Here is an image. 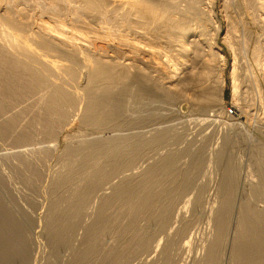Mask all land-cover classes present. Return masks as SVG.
I'll return each mask as SVG.
<instances>
[{"label": "rangeland", "instance_id": "1", "mask_svg": "<svg viewBox=\"0 0 264 264\" xmlns=\"http://www.w3.org/2000/svg\"><path fill=\"white\" fill-rule=\"evenodd\" d=\"M0 1H1L0 4L4 3L3 0ZM13 1L15 3L17 2L15 0ZM30 1L31 0H29V2L28 0L27 2L26 0L24 1L18 0L19 2L18 5L17 3L16 4L12 2L11 3L13 4V6L16 5V7L17 6L19 7L20 5L21 8L24 9L22 10L19 7L21 13L18 17L17 16L16 17L19 18L20 21L22 17L23 18L25 17L26 20L25 18L24 19L22 18L23 21L21 22L25 21L24 23H29L28 26L32 27V29L33 28L36 29L37 27L36 25L39 26L42 24L43 21L41 20H44L45 23L43 22V24H47V25L55 24L56 22H54L53 19L54 18L53 16L55 14L52 13H57L61 9L62 5L63 6L61 9V18L63 20L65 18L64 21H66L68 18L69 19L68 21L71 22L73 20L72 18L74 17L73 11L72 13H70L72 9L71 6H73V4L74 6H77L76 4L79 5L80 0L79 1L75 0L76 4L73 3L74 0L72 1V3L71 0H69L70 1L69 4H68V0L66 1L55 0V2L54 0L51 1L32 0L31 4L34 5L33 7L34 9L31 8L32 5H30ZM20 2L24 4H21ZM48 2L50 4H48ZM5 3H7L6 0ZM46 3L49 6L53 5L54 7L46 6L45 8L44 6L47 5ZM43 4L44 6H42ZM67 4L69 5V7L67 6ZM202 4L203 7L212 8L214 18L217 22V25H219V31L216 37V42L218 43L219 45L218 47L220 48V50L224 53L225 59L224 58L222 59L218 55L217 48H214V46L213 48H209L210 46L209 44L211 43L212 40L209 34L207 36L211 40L209 38L205 40L206 42L208 40L209 43L207 42V44H204V49L206 53L203 52L202 53L203 56L201 55L200 59L201 61L204 62V59H206V57L207 58L209 57L208 60L211 59L213 62L217 63L216 65H219L218 62L221 63L219 66L223 67V74L225 78L224 90H223L224 98L222 99V101L217 98V100L219 101L217 100L214 101L212 108L208 110H204L202 109L201 105L195 104L198 102L199 95L203 89L201 88L202 87L201 84L200 86L197 85L195 89H192L190 91V92L193 91L192 92L193 94H195V92L198 93V95L195 94L196 96L193 95L194 99L190 102L186 101L185 99L183 100L184 103L182 104L178 103V105L176 104L175 106L173 105L172 107L168 108L167 102H163L162 100L161 102H159L160 105H156L155 102H152L151 104L150 101L144 99L143 101L145 102L137 101L133 110L124 113L125 115L123 114L121 119L123 121L126 120V122H124L121 125H123V127L126 126L124 128H127L128 126V128L125 130L121 126L120 127L121 133H126V132L128 133V131L130 130L129 132H133V133L140 132L141 134L140 136H143L144 138H148L147 136L150 137L152 133L165 130L163 132L164 134L162 138L159 140L158 143L149 146L147 145L143 148L142 153L139 155L140 158L138 157L136 161V168L125 172V174L128 172L127 174L129 176L133 175L132 178H135V180H132L133 182L129 181L130 183L129 182L126 183L128 188L131 187L130 189L132 188L135 189L134 188L135 186L138 187L136 188L137 191H139L140 189H141L140 192L143 189H144L143 191H145V189L147 190L149 188L148 185L146 184H144V186L143 184L140 185L139 179L142 170L145 167H147L149 164L155 163L157 160H159V158L161 159L171 155L174 157L178 156L174 164L171 166L174 168L170 167V169L172 170L169 169V173H172V175L174 176V178L177 179V181L174 178L172 179V177L170 176L164 175L165 177L164 176L162 177L161 175H159L156 176V178L154 177V180L151 179L148 182L149 185L152 182L155 183L154 185H150L151 186L150 188L151 189L154 188L152 189L153 191L155 190L154 191L155 193L150 197L160 199V201L157 202V205L155 207L156 209L153 208L152 206V208L150 207L149 209L146 208L143 211L139 212L138 215L133 216L132 212L130 211L129 204L126 203L127 200L123 197H120L121 199L114 197L115 198L114 201H112V203H109L108 204L109 206L105 207L106 209L104 208L106 210L105 213L101 215L100 218H98L97 214L99 213L98 210L100 211L101 207L99 206L102 205V202L98 198H97L98 200L95 199L94 197L95 195H93L92 200L90 202L91 206L88 205L89 204L88 202L86 204L87 206L85 205L86 207L80 209L79 212L77 213L72 212L69 209L70 205H72V202L74 201L73 198L71 197L73 192L72 190H75V188L78 187L76 185V182L78 181L75 180H78L79 175L84 174L82 172V166H84L85 164H83V162L81 161L82 159L80 158V160L78 159L73 164L71 163V165H69L70 167H65L64 170H62L63 164L61 165V162L64 163L70 160L71 158L70 153L72 151V147L75 144H78L84 138H86L87 135L88 138L90 137L92 138L94 135H95L94 137L100 136V134L102 135L105 132L96 128L94 129V127L92 128V126L85 127V125L82 124L81 121L79 120L80 118H78V116L80 117V114L75 115V117L72 118H71L72 115H70V117L69 116L63 117L61 120L59 119L60 121H57L55 123V126L54 123L51 124L52 127L50 128L42 127L43 123L41 125V122H39L40 120H38V118L40 117L39 114H42L41 113L42 109H44L43 108L44 102L43 101H42L43 103L37 102L39 97L36 96L39 95L37 94V92L40 94L42 93L39 91H32L31 92L32 94L28 95L29 97L26 95L28 98L25 96L26 98L24 99L26 100L28 106L26 105V103L22 102V101L25 102L23 97H21V99L20 97L18 98L19 99L18 103H17L18 99H16L15 103H12V105L14 106L16 105V107L19 109V110L13 109V111L15 112V113L13 112V114H19V115L24 114L25 118H23L24 117L23 115V117L21 116L23 119H20V117L17 115L18 117L16 118V122L14 124L15 126L12 129L14 132L11 129H10L11 132L9 130L4 132L6 134L0 132V187H1L0 201H2V203L0 202V208L3 206V204H5L3 207L6 206V208L3 209L1 208L2 210L0 209V213H1L0 221L2 222V224H0V231L3 233L5 232V237L4 234L3 233L1 234L0 232L1 236H3V238L0 237V240L2 238L1 242L5 241L4 242L5 244L0 242L1 264L3 263L4 264H80V263L81 264H118V262L119 264H144V263L146 264V262L147 264H153V262L154 264H171V263L195 264V262H193L194 260L193 257L196 254H198L200 257L203 256V254L206 251L205 248L206 244L209 243L210 239L217 232L216 225L213 221L215 218L216 209L221 207V205L226 204V203L221 204V199L224 198V196H226V194H223V192L225 193L228 192V195L229 194L232 195V196L230 195V197H232L231 198L232 202H230L229 204L232 206L230 208L231 209L230 213L228 212L229 219L226 224L227 227L226 230L229 231L228 233L229 238L227 237V240L222 243V245L224 244L222 246L223 254H221L222 256L220 257L219 264H237L236 262L230 259V253H231L230 251L232 247V237L234 235L233 232L235 228V222L239 212L238 208H240V206L242 207L243 205L241 204H243L245 201H247V203L245 202L244 206L247 207L249 206L253 208L256 207V205L257 207H262V206L264 207V61H263L264 60L263 58L264 26L259 23L257 24L255 20L247 14L246 10L242 8L244 4L243 0H202ZM24 5L27 7L28 11L26 10V7ZM39 5H41L40 7L42 8H40ZM65 7H68V9L66 8V11L64 12ZM53 8L55 11H53ZM35 9L38 10H36L35 12ZM56 9L58 11H56ZM44 10H46L45 12L48 13L47 15L46 13H43ZM68 10H70V12ZM47 11H50L51 13ZM28 12L30 13L28 14ZM39 12L40 13L42 12L43 16L42 13L41 15H39ZM28 15H32V16L28 17ZM37 16L39 17L41 16L42 19L41 17L40 19L39 17L37 18ZM66 16L68 17L66 18ZM30 19L32 20L35 19V20L32 21ZM51 20L54 23H51ZM35 21L36 23L39 24H36ZM47 21L49 22L46 23ZM68 21H66V24L68 23L67 25H69L70 23ZM72 23L73 22H71L70 24L73 26ZM67 25L65 26V28H67ZM71 25H69L70 27L68 26L67 28L68 31L69 30L72 31L73 27ZM16 33L18 34L17 31ZM78 40L82 41L81 39ZM256 46L257 47L259 46V48L262 47L261 52L262 51L263 52L259 56L260 60L258 59L257 54H255L254 56L253 51L256 49ZM235 51L237 52V55H234ZM238 51L240 52L239 53L240 55H238ZM215 52L217 54H215ZM207 53H209L210 55ZM204 55H206V57H204ZM234 56L238 57L239 59L238 58L235 59ZM0 62L2 63V61ZM203 62L200 61L198 62L199 66L198 65L196 66L198 68L200 67L199 69L197 68L198 72L201 71V68L206 69V70L202 69V71L204 70L209 71L202 64ZM259 62L262 63L260 64ZM234 63L237 64L235 65ZM0 66L2 68L3 64H1ZM234 66H236L237 68ZM217 70L218 69H215L212 70V72H210L212 73L211 74L212 84L216 86H218V83L216 82V80L218 79L217 77L218 74L216 73L219 72ZM202 71L200 73L203 76ZM214 72L217 76L213 75ZM233 77H236L238 79L236 78L234 79ZM7 91H8L7 89L4 91L3 89L2 91L0 90V96H1L0 99H2L3 97V99L4 100L7 99L8 102V96L4 98L7 94ZM4 92H5V96L2 95L4 94ZM33 93L35 94L34 96ZM31 95L33 96V98H30ZM29 98L33 100L36 99L35 103L36 102L38 103V104L36 103V106L38 105L37 106L38 108L35 107V103H33L34 101L32 102V100H29ZM21 103L26 106L21 107L22 106ZM31 103L32 106L34 105L33 107H31ZM39 104L42 109L39 108ZM14 106L12 108H16ZM24 107L26 110L24 109L22 111L20 108L23 109ZM17 111L20 112L18 113ZM37 112L40 113L38 114ZM37 114L39 116H37ZM10 115H12V113ZM69 118L71 119V121L69 120ZM18 120L20 122L22 121L21 123L23 125L21 123H18L19 122ZM0 123L2 124V120H0ZM16 124H19L21 127ZM122 128L124 132L122 131ZM36 129L38 130V132ZM113 129L115 130V132L117 130L120 131V129H117V127H115V128H111L112 132H114ZM24 134L29 135L27 144L25 142L23 143L17 140L18 137H20V135L22 136ZM218 150L222 152L221 153L222 159L217 160V157L214 156L215 153L212 154L211 152H216ZM23 151L24 153L22 155H24V159L21 156H19L20 157L19 158L14 155V153H18L20 155L21 154L20 152ZM210 155L213 157L212 161L210 160L211 157ZM196 158L197 160L201 159V163L199 164L198 168H196V166H194V163L191 162L194 161V159ZM41 159L43 160L42 162H44L45 164L40 161ZM177 161L178 163H176ZM36 162L38 164L40 163L42 164V165L40 164L39 167L41 170L35 168ZM227 166L230 167V171L233 174V177L231 181L226 182L228 184L225 183L226 185H224L223 183L225 181V177L223 176V173ZM59 168H61V171L63 172L65 171L64 174L69 173L70 169L72 171L73 169H76L78 171V174L76 176L77 178L74 177L73 175L72 176L73 181L71 180V182L68 183H62V182L58 183L55 180L54 172H56V170H59ZM65 169H67L68 171H66ZM28 170H30L31 172ZM176 171H178V173ZM175 173L178 174V178ZM116 180L118 181L119 179ZM140 186H142L143 188ZM224 187H226L228 190L225 189L224 191ZM101 191L102 190H100V193ZM103 191L112 194L114 192V188H112L111 184L109 185L106 184L105 188H103ZM190 197L191 198L193 197L192 199H195L196 203L192 201L191 203L188 204L186 200H188L187 198ZM162 200L163 201L165 200L164 202L166 204L167 203L174 204L173 205L174 208H172L174 209V211L168 224V226H170V229H168L169 228L168 226L167 227L160 226L158 224V221L156 220L157 219L156 212ZM185 207L186 208L189 207V208L186 209ZM177 210L181 212V213L179 212L180 217L176 216ZM174 213L176 214L174 215ZM7 214L11 216L5 217L6 220H3L4 215ZM70 216L74 219H72L73 220L72 226L68 229L64 221L66 220V218L70 219ZM75 216H77V218ZM12 217H14V219ZM15 217L16 218L18 217L19 220L15 219ZM174 217L175 218L179 217L180 219L177 218V220H175ZM209 217L212 220H210ZM62 218L64 219V221ZM12 219L14 220V222L16 220L18 222L16 221L14 223ZM8 220L11 223L7 222ZM3 221H6V223ZM22 221L24 224L22 223ZM52 221L57 223L64 222L61 228L65 226L66 227L65 229L63 227V233L66 232L67 234L64 233L63 235L64 238L70 237L71 239L68 238L69 239L68 241L70 242H68L66 238L65 239L61 238L60 240L58 238L55 239L53 237H52L53 239L50 238L51 235L48 231L50 230V223H52ZM91 222L95 224L98 223V226L100 225L101 227L100 228L101 231L99 232H98L99 229L97 230V232L95 229L96 238L93 237L92 240L91 238L88 239L86 237L87 228L85 226L91 224ZM185 222H187V226L189 228L187 227L186 232L182 233V237L180 234H175L176 229H179L182 223ZM17 224L18 226H16ZM1 226H3V228H1ZM19 227L21 228V230ZM171 227H173L172 228L173 230L171 229ZM2 229H4L5 231ZM13 229L14 231L12 232ZM9 230H11V232H9ZM140 231L143 234L142 233L139 234L138 232ZM163 231L167 233H164ZM168 231L169 232L172 231V234L169 237L168 235H166L168 234ZM143 235H146L147 237L149 236L150 239L152 238L150 242L151 243L153 242L152 243L153 246L151 248L141 250V247H138L139 246L138 243L140 241L139 239ZM185 235L187 237H185ZM190 235L193 236L192 243H190V246L186 247L187 250L180 249V245L183 246L184 245L183 242H185L188 239V236L190 237ZM84 237L87 239H85ZM5 238L8 241H6ZM158 239H161V242L163 241L165 243L168 239L169 242L172 239L173 241L171 242L173 243L170 242L169 246H172L175 243L174 241L177 242L178 240L179 243L178 242L175 243V245L172 247L168 246L169 248L167 251V255H170L169 259H167L166 254L162 255L163 254L162 247L164 243H162V245L158 247V250L155 248V244ZM89 240H91L92 243ZM93 240H96L95 245L93 243L94 242ZM63 241H67L68 243ZM87 242L89 247L92 245L93 247L91 249L92 251L91 250H90L91 252L86 251L87 252L86 254L84 250L88 248ZM54 244H58V246L57 245L54 246ZM19 245H21V247H19ZM24 245H26L25 246L26 250L24 249ZM95 246H97V248ZM9 248L10 251L8 253ZM4 249L6 250L4 251ZM169 249H172L171 252ZM11 250H13L15 253L12 252ZM173 250H174V254L177 253L176 255L172 253ZM182 250H184V252ZM79 252L81 253L80 255H83V257L78 255ZM111 252L112 253L114 252L113 253L114 256ZM4 254L6 255V257ZM107 255L109 256L107 257ZM111 257L113 258L111 259L112 261L110 260ZM148 257L149 259L147 260ZM164 257L165 259H167L166 263L165 260L163 259ZM162 259L164 261H162ZM84 260L86 261L84 262Z\"/></svg>", "mask_w": 264, "mask_h": 264}, {"label": "bare ground", "instance_id": "2", "mask_svg": "<svg viewBox=\"0 0 264 264\" xmlns=\"http://www.w3.org/2000/svg\"><path fill=\"white\" fill-rule=\"evenodd\" d=\"M3 1L5 3V0ZM6 1L7 3L5 4L3 3L4 5L0 4V47H1L0 48L1 50L0 51V61H2V63L1 62L0 63L3 64L2 68L0 66V88H1L0 90L1 91L2 89L3 91L6 89L8 90L7 91L8 95L6 94L5 96V92L4 94H2L5 96L4 98L8 96V102H7V99L4 100L3 97H2L3 100L0 99V120H2V124L0 123L1 124L0 132L3 134H6L4 132H6L7 130L10 131V129L12 130L15 126L14 124L18 116L20 117V119L25 118L24 114H23L24 117L23 115L13 114L14 112L13 109L19 110L16 107V105L15 106L12 105V103H15L16 99H18L19 97L20 99L21 97H23L24 99L28 95L32 94L31 93L32 91L42 92L41 94L37 92V94L39 95H36L37 97L39 96L37 100L38 103L42 101L44 102V103L42 102L44 105L43 107L44 109H42L39 104V108H41L43 111V112L41 111L42 114H39L40 112L39 113L37 112L40 115V117L38 118V120H40L39 122H41V125L43 123L42 127L50 128L52 127L51 124L54 123V126H55V123L57 121H60L63 117H66V116L70 117V115H72L71 116L72 118V117H75V115L80 114V117L78 116V118H80L79 120L81 121L82 124L85 125V127L92 126V128L94 127V129L96 128V129H99L105 132L102 135L100 134V136L94 137L95 136L94 135L93 136L94 138L93 137L91 138L90 135H89L90 138H88L87 137L88 135H87L86 138H84L79 143H78L79 141L78 140L77 141L78 144H75L73 147L71 145L72 151L70 153L71 154L70 160L64 163L61 162V165L63 164L62 170H64L65 167H70L69 165H71V163L73 164L78 159L80 160V158L82 159L81 161L83 162V164H85L84 166H82V172L84 174L79 175L78 180H75V181H78L76 182V185L79 188L76 186L77 188H75V190H72L73 191L72 196L71 195L70 196L73 198L74 201L73 202L71 201L72 205H70L69 209L72 212H76V213L79 212L80 209H83L87 206L86 204L88 202H89L88 205H90L93 195H95L94 196L95 199L98 198L102 202V205L99 206L101 208H100V211L98 210L99 212L97 214L98 216L96 215L98 218H100V216L105 213L106 211L105 207L109 206L108 204L114 201L115 199L114 197L125 198L127 200L126 203L129 204V208L133 216L138 215L139 212L143 211L146 208L149 209V207L152 208V206L153 208H155L157 205V202L160 201V199L150 197L151 195L155 193L154 192L155 190L154 191L152 190L154 188L151 189L150 185H154L155 183L152 182L149 185L148 182L151 179L154 180V177L156 178V176H159V175H161L162 177L164 175L170 176L173 179L174 176L172 175V173H169V169L174 164L178 156L174 157L171 155V156H166L161 159L159 158V160H157L156 162L154 161L155 163L149 164L147 167H145L142 170L140 174V179H139L140 185L141 184H143V186L144 184L148 185L149 188L147 190L145 189V191H143L144 190L143 189L140 192L141 190L140 189L139 191H137L136 188L138 187H135L134 185L132 186H134L135 189L133 188L130 189L131 187L128 188L126 183H128L129 181L135 180V178H132L133 175L129 176L127 174L128 172L125 174V172L136 168V161L139 155L142 153L143 148L147 145L149 146V145H154L158 143L159 140L162 138L164 134L163 132L165 130L152 133L150 137L147 136L148 138H144L143 136H140L141 135L140 132H137V133L129 132L130 130L128 131V133L127 132L121 133L120 127L121 126L123 127V125L121 124L126 122V120L123 121L121 119L124 113H127L128 111L133 110L137 101L145 102L143 101L144 99L150 101L151 104L152 102H155L156 105H160L159 102H161L162 100L163 102H167L168 108L172 107L173 105L175 106L176 104L178 105V103L179 104L184 103L183 100L185 99L186 101L190 102L194 99L193 95L195 94L198 95L197 92L193 94L192 93L193 91L192 92L190 91L192 89H195L197 85L200 86L201 84H202L201 88L203 89L199 95V100L197 99L198 102L195 104H199L202 106V109L208 110L212 108L213 102L216 101L217 98L222 101V99L224 98L223 90H224L225 78L223 74V67L219 66L221 63L218 62L219 65H216L217 63L213 62L211 59L208 60L209 57L207 58L206 55H204V57H206V59H204V62L201 61L200 59V56L202 55V53L203 52L206 53L204 49V44H207L208 42V40L207 42L205 41L206 39L209 38L207 36L208 34L212 38V40L209 38L211 40V43L209 45L212 46V47L209 46V48H213L214 46V48H217L218 55L222 59L225 57L224 53L220 50V48L218 47L219 45L216 42V37L219 31V25H217V22L214 18L212 8L203 7L202 0H80V1L78 0L79 5L76 4L75 0H74L75 2L71 0V3L73 1V3H75L77 6H74L73 4V6H71L72 8L71 12L70 10H68L70 13H72L73 11V14H74V17L72 16L73 20L71 21L73 22L72 23L73 26L70 24L71 22L68 21L69 20L67 18L68 16H66L67 18L66 21L70 22L69 25H71L74 29V30L72 29V31L70 30L68 31L67 29L69 26L67 25L68 23L66 24V21H64L65 18L64 20L61 18V9L63 6L62 5L63 1L61 2V5H62L61 9L59 10L57 8L60 12L56 9V11L58 12L52 13V14H55L54 16L51 14L54 18L50 17V18H53L54 22L56 23L47 25V24H43L44 20H41L43 21L42 24L39 26L36 25L37 26L36 29L34 28L32 29V27L28 26L29 23H24L25 21L21 22L23 21L25 17L24 18L22 17L23 19L21 18V21L19 20V18H17L21 13L19 9V7L21 8V6L19 5V7L18 6L16 7V5L13 6L12 3L14 4L17 3L18 5L19 3L18 0H15L17 1L16 3L13 0L12 1L6 0ZM19 1H24V0H19ZM31 2L32 0L30 1V5H32ZM243 2L244 4L242 8L246 10L247 14L251 16L257 24L259 23L264 26V0H243ZM20 3L24 4L22 2ZM69 3L70 1L68 0V4ZM48 4L50 3L48 2ZM48 4L45 6L43 4L42 6L46 8V6H49ZM68 4L67 6L69 7ZM40 6L41 5H39V7ZM51 6L53 5H50L49 7ZM33 7L34 5H32L31 8ZM68 7H65L64 12L66 11V8L68 9ZM26 10H27V7H26ZM36 10L38 9H35V12ZM45 11L46 10L42 12L46 13ZM50 11H47V12H50ZM53 11H55L54 8H53ZM29 13L30 12H28V14ZM41 13L39 12V15H41ZM43 13H42V16H43ZM47 14L48 13H46V15ZM69 15H72V14H69ZM29 16H32V15H28V17ZM38 17L39 16H37V18ZM49 21H47L46 23H48ZM54 22L51 20V23H54ZM36 24H39V23H36ZM65 24L67 25V28H65L66 26ZM16 31L18 32V34L16 33ZM78 39H81L82 41H79ZM80 42H83V43H80ZM261 49L262 47L259 48V46L258 47L256 46V49L253 51L254 56L255 54L258 55V59L261 53L263 52V51L261 52ZM217 53L215 52V54ZM239 53L240 52L238 51V55H240ZM234 55H237L236 51ZM234 58L236 59L238 57L234 56ZM199 61L203 62L202 64L209 70V71H205L206 70L205 68H201V71L202 69H205L204 71H202L203 76L200 73L201 71L198 72L197 70L198 67H196L199 64L198 63ZM262 62H259V63L261 64ZM234 64L236 65L237 63H234ZM215 69H218L217 71H219L218 73H216L218 74V76L215 74V72L217 71H215L213 74L214 76L216 75L218 77V79L216 80V82L218 83V86L213 85L212 79H211L212 73L210 72H212V70H215ZM236 77H233V78L235 79ZM35 94L33 93V96ZM31 96L30 98H33V96L32 97ZM30 98L29 100H32V102L34 101L33 103H35L36 99L33 100ZM18 102H19V99L17 103ZM22 102L26 103L27 105L26 100L25 102L24 101ZM36 103H35V107L38 108L37 107L38 105L36 106ZM21 105H22L21 107L26 106L22 103ZM13 106L16 108H12ZM33 106L31 103V107ZM20 109L23 111L25 107L23 109L22 108ZM20 111H17V112L19 113ZM11 113L12 115H10ZM38 114L37 116H39ZM69 120L71 121L70 118ZM21 122L19 121L18 123H21ZM16 125H19V124H16ZM115 127H117V129H120V131L117 130L115 132V130L113 129L114 132H112L111 128H115ZM123 128H122V131H123ZM127 128H124V130ZM20 132H21V129H20ZM28 138H29V135L24 134L22 136L20 135V137H18L17 140L19 142L21 141L27 144ZM20 153H21L20 155L18 153H14V155L17 157L21 156L24 159V155H22L24 151ZM211 153L212 154L215 153L214 156L217 157V160L222 159L221 151L218 150L216 152H211ZM212 156L210 157L211 161L213 158ZM40 158H43V157H40ZM40 161L42 162L43 160L41 159ZM191 162H193L194 166L198 168L199 164L201 163V159L197 160L196 158L194 159V161H191ZM176 163H178V161ZM40 164L36 162L35 168L40 169L39 168ZM171 168H174V167H171ZM67 169L65 170L68 171L69 169L68 170ZM64 172L61 171V168H59V170H56V172H54L55 180L58 183L59 182H62V183L71 182L72 176L74 175V177H76L78 174V171L76 169H73V171L70 169L69 173H66V174H64ZM176 172L178 173V171ZM177 173L175 174L177 175V178H178ZM223 176L225 177V181L223 183L224 185L228 184L226 182H229L232 180L233 174L230 171V167L227 166L225 168ZM116 179H119V180L117 181ZM174 179L177 181L176 178ZM106 184L107 185L111 184L112 188H114V192L112 194H109L103 191V188H105ZM138 185H139V182H138ZM225 189L228 190L226 187H224V191ZM100 190H102L101 193H100ZM0 192H1V187H0ZM223 194H226V196H224V198L221 199V204L222 203H226V204L221 205V207L217 209L214 208L216 209V211H215V218L213 222L216 225L217 232L210 239L209 243L206 244V247H205L206 251L203 254V256L200 257L198 254H196L193 257L194 260L192 258L195 264H219L220 263V257L222 256L221 254H223L222 246L224 245V244L222 245V243L226 241L227 237L229 236L228 235L229 231L226 230L227 228L226 224L229 219L228 212L230 213V210H231L230 208L232 206V205H229L230 202H232V199H231L232 197H230L231 194L228 195V192L227 193L223 192ZM192 198L191 197L187 198L188 200H186V202H188V204L191 203L192 201L195 202L196 200ZM164 201L163 200L161 201V204L158 207V210L156 212L157 215L156 214L155 215L157 216L156 220L158 221V224L162 227H167L172 217L173 211H174V209H172L174 208L173 206L174 204H168V203L166 204ZM0 202L2 203V201ZM245 202L247 203V201ZM244 203L241 204L243 205L242 207L240 206V208H238L239 212H238L236 222H235V228L233 232L234 235L232 237V247L230 251L231 252L230 259L236 262L237 264H264V207L263 206L257 207L256 205V207L251 208L249 206L248 207L244 206ZM4 205L5 204H3V206ZM3 206L1 207L2 209L6 208V206L5 207ZM188 208L189 207H187L186 209ZM212 210H213V207H212ZM177 211H176L177 214L174 213V215L176 214V216H179L180 211L178 212ZM10 216L11 215L9 214L4 215V219L3 218L2 219L6 220L5 217H10ZM73 217H74V214H73ZM75 217L77 218V216ZM12 218L14 219V217ZM177 218H175V220H177ZM15 219L19 220L18 217L17 218L15 217ZM72 219L74 218H72L71 216H70V219L66 218L65 221L63 219L68 229L73 224ZM210 220L212 219L210 218ZM3 222L6 223V221H3ZM7 222H9V220ZM64 222L57 223V222L52 221V223H50V230L48 231L51 235L50 238L52 237L54 239L58 238L59 240L61 238L62 239L64 238L63 234L66 232L63 233V227L64 229L66 227L63 226L61 228ZM95 223L91 222V224L85 225L87 228L86 237L88 239L91 238L92 240L93 237L96 236V232L98 229H99L98 232L101 231L100 225L98 226V223L97 224ZM0 224H2L1 221H0ZM3 226H1V228H3ZM16 226H18V224ZM168 227H169L168 229H170V226ZM173 227H171V229ZM187 227H188L187 222L182 223L181 227L179 229H176L175 234H180L182 237V233L186 232ZM95 229H96V232H95ZM7 230H8V227H7ZM13 231L14 229L12 230V232ZM9 232H11V230H9ZM163 232L167 233L165 231ZM2 233L3 232H1V234ZM138 233L140 234L142 232L140 231ZM1 234H0V237L3 238ZM3 234L5 237V232ZM171 234H172V231L171 232L168 231V234L166 235H168L169 237L171 236ZM18 235H21V234H18ZM192 235H190V237L188 236V239L186 238L187 240L185 239L186 241L183 242L184 244L183 246L180 245V249L187 250L186 247H189L190 243H192V239H193ZM100 237H101V234H100ZM185 237L187 236L185 235ZM68 238L71 239L70 237ZM68 238H66L67 241L69 240ZM149 239H150L149 236L147 237L146 235H143L139 239L140 241L138 243L139 244L138 247H141V250L151 248L153 246L152 245L153 242L152 243L150 242L152 238L150 240ZM161 239L157 240L155 244V248L158 250V247L162 245V243H164L162 247L163 249L162 255L166 254L167 259H169L170 255H167L168 248L174 246L175 243L178 242L177 240L178 238L176 239L177 242L174 241L175 243L172 246H169L170 242L173 241L172 239L170 242L168 239L166 243L163 241L161 242ZM91 240L89 241L91 242ZM96 240H93L94 245H95ZM27 241H28V238H27ZM67 241H63V242H66V243L70 242V241L68 242ZM4 242L2 241L1 243H4ZM23 243H26V242H23ZM55 245L58 246V244H54V246ZM176 245H179V244H176ZM25 246L26 245H24V249L26 250ZM87 246H88V242H87ZM19 247H21V245H19ZM92 247L93 245L90 247L88 246L89 249L88 248H87L88 250L85 249L84 250L85 253L87 254V252L90 251ZM95 247L97 248V246ZM5 250L6 249H4V251ZM169 250L171 252L172 249H169ZM9 251H10V248L8 250V253ZM11 251L14 252L13 250ZM182 251L184 252V250ZM80 252L78 253V255L83 257V255H80L81 254ZM172 253L174 254V250ZM82 254H83V251H82ZM108 256L109 255H107V257ZM112 257L110 258V260L113 259ZM165 257L163 259L165 260V263H166L167 259H165ZM148 259L149 257L147 258V260ZM163 259L162 261H164ZM85 261L86 260H84V262Z\"/></svg>", "mask_w": 264, "mask_h": 264}]
</instances>
